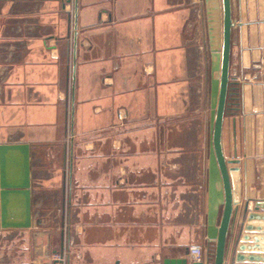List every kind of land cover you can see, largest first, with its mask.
<instances>
[{
  "label": "crops",
  "instance_id": "0c3cea01",
  "mask_svg": "<svg viewBox=\"0 0 264 264\" xmlns=\"http://www.w3.org/2000/svg\"><path fill=\"white\" fill-rule=\"evenodd\" d=\"M230 1L225 264L264 202V0ZM73 22L74 0H0V144L30 146L33 204L32 228H0V264H191L193 246L213 264L205 0H78L72 130Z\"/></svg>",
  "mask_w": 264,
  "mask_h": 264
},
{
  "label": "water",
  "instance_id": "95a60500",
  "mask_svg": "<svg viewBox=\"0 0 264 264\" xmlns=\"http://www.w3.org/2000/svg\"><path fill=\"white\" fill-rule=\"evenodd\" d=\"M209 47L212 53L211 80V140L209 151V200L207 237L215 241L213 264H225L226 240L234 205L238 202L233 187V174L223 153L222 129L230 84L229 68L231 33L230 0H205ZM77 12L74 0L73 73L71 84V127L73 130L75 104V73L77 64ZM31 156L28 144H0V228L30 229L33 227ZM256 208L263 213L247 216L243 234L239 238L233 264H264V202ZM248 243H254L248 245ZM164 264H190L186 259H167ZM191 264H204L194 262Z\"/></svg>",
  "mask_w": 264,
  "mask_h": 264
},
{
  "label": "rangeland",
  "instance_id": "374dc122",
  "mask_svg": "<svg viewBox=\"0 0 264 264\" xmlns=\"http://www.w3.org/2000/svg\"><path fill=\"white\" fill-rule=\"evenodd\" d=\"M1 6L3 8L4 7V4L1 5ZM49 220H50V222L48 223V226L46 228L48 230H59V228H60V220H57V219L55 220V219H52V218L49 219ZM64 222L65 221L63 220V223ZM38 231L39 230H37V229H34V230L30 231L31 235L29 234L30 235L29 246H32V248H34V244L36 243V239H34L36 236H34V234H36ZM12 242L15 243V246H16V244L18 245L19 243H20L19 245H28V241L27 240H25L23 242L18 241V240H15V241H12ZM1 247L5 248V245H2Z\"/></svg>",
  "mask_w": 264,
  "mask_h": 264
},
{
  "label": "built area",
  "instance_id": "2783aa9c",
  "mask_svg": "<svg viewBox=\"0 0 264 264\" xmlns=\"http://www.w3.org/2000/svg\"><path fill=\"white\" fill-rule=\"evenodd\" d=\"M119 119H123L122 115H119ZM190 253L193 256V258L195 259L196 262H201L202 260V249L199 246H193L190 248ZM55 261L57 262V264H66V254L62 253V254H56L54 257Z\"/></svg>",
  "mask_w": 264,
  "mask_h": 264
}]
</instances>
